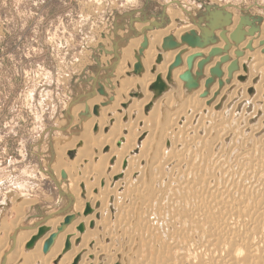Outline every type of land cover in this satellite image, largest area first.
<instances>
[{
	"label": "bare ground",
	"instance_id": "bare-ground-1",
	"mask_svg": "<svg viewBox=\"0 0 264 264\" xmlns=\"http://www.w3.org/2000/svg\"><path fill=\"white\" fill-rule=\"evenodd\" d=\"M166 14V25H137L140 41L103 61L116 67L113 86L72 109L75 119L87 108L88 128L55 152L68 207L18 232L19 218L0 220V264H264V25L232 42L233 17L216 42L191 46L182 38L197 26ZM169 37L177 45L165 48ZM68 151L77 157L64 161Z\"/></svg>",
	"mask_w": 264,
	"mask_h": 264
},
{
	"label": "rangeland",
	"instance_id": "rangeland-1",
	"mask_svg": "<svg viewBox=\"0 0 264 264\" xmlns=\"http://www.w3.org/2000/svg\"><path fill=\"white\" fill-rule=\"evenodd\" d=\"M142 1L152 13L128 21L124 10L135 4L126 0H0V220L9 226L19 218L22 225L17 232L36 227L48 215L68 207L53 174L57 146L88 128V121L80 118L87 116V108H81L75 119L72 109L82 102L86 106L85 99L103 95L104 88L113 86L108 78L116 67L108 70L103 61L119 56L122 46L140 41L137 25H148L141 29L146 31L163 27L169 22L165 10L170 8L180 14L179 19L197 26L205 45L216 42L218 30L232 26L233 17L237 25L244 20L248 28L244 39L259 36L264 25V0ZM112 5H116L114 18ZM218 11L230 14L231 22L215 16ZM214 20H219L217 27L212 25ZM251 28H256L253 34ZM113 42L118 44L115 48ZM91 114L95 115L94 108ZM76 155L68 151L64 161ZM12 249L10 245L3 258ZM24 250H29L26 245Z\"/></svg>",
	"mask_w": 264,
	"mask_h": 264
},
{
	"label": "water",
	"instance_id": "water-1",
	"mask_svg": "<svg viewBox=\"0 0 264 264\" xmlns=\"http://www.w3.org/2000/svg\"><path fill=\"white\" fill-rule=\"evenodd\" d=\"M217 15L218 18H222L224 17L225 20L227 22H231V15L230 14H222V12H217V14H215V16ZM219 20H214L212 21L213 22V27H217L218 25V22ZM244 21V20H243ZM240 23L237 27V29L233 32L232 34V39L237 42V41H242L244 40V36H245V32L242 30V26L244 25V23ZM151 23V22H150ZM155 26H159V23L156 22L154 24ZM224 31V30H223ZM256 31V28H251L250 29V34H253L254 32ZM207 35L209 34V31L208 30H205L204 31ZM182 40L189 44V45H205V43L202 41V39L200 37L197 36V33L194 32V31H190V33H187L186 35L183 36ZM146 42H144L142 44V47H145L146 46ZM115 45H118L116 42H113V47ZM177 45V42L174 41L171 37L167 38L165 43H164V47H175ZM115 48V47H114ZM219 52V49H215L213 51V54H217ZM162 60V57H158V62H160ZM176 64H179V61H177ZM142 69V65L140 63H138L136 66H135V73H139L140 70ZM186 78V77H184ZM154 88L156 89V92H162L165 88V84L162 82H159L157 83L156 85H154ZM98 106H96V108L94 109V113L97 114L98 112ZM72 216H69L65 219L64 223H62V225L58 228V231H62L66 225H68L71 220H72ZM80 230H82V228H80ZM48 231V228L47 227H41L39 230H38V233L30 240V242L27 244V248L29 249L30 247H32V245L36 242V240L40 239L42 236H44ZM56 235H53L51 238L48 239V241L46 242L45 244V247H44V253H47L50 249V247L52 246L53 242H54V239H55Z\"/></svg>",
	"mask_w": 264,
	"mask_h": 264
},
{
	"label": "crops",
	"instance_id": "crops-1",
	"mask_svg": "<svg viewBox=\"0 0 264 264\" xmlns=\"http://www.w3.org/2000/svg\"><path fill=\"white\" fill-rule=\"evenodd\" d=\"M138 3H141V4L139 5ZM135 6H132L127 11H126V9L124 10V12H125L124 18L127 19L128 21H130L131 19H140V16H146L147 17L152 13V12L150 13V11H148V5H145V3H143V1L141 2V0L138 1L135 4ZM113 17H115V16H113ZM124 18H122V20H124ZM114 23H115V21L113 20L112 24L114 25ZM124 29H126V27H123V30ZM119 31H121V28ZM124 34H126V31H124Z\"/></svg>",
	"mask_w": 264,
	"mask_h": 264
},
{
	"label": "built area",
	"instance_id": "built-area-1",
	"mask_svg": "<svg viewBox=\"0 0 264 264\" xmlns=\"http://www.w3.org/2000/svg\"><path fill=\"white\" fill-rule=\"evenodd\" d=\"M112 11H113V12H112V14H111V15L113 16V15H114V10H112ZM112 16H111V17H112ZM112 21H113V20H111V22H110V26H112V27H113ZM95 59H96V58H95Z\"/></svg>",
	"mask_w": 264,
	"mask_h": 264
}]
</instances>
